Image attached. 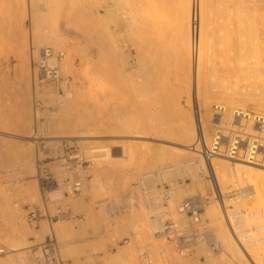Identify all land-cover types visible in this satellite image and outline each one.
<instances>
[{
    "label": "rangeland",
    "instance_id": "374dc122",
    "mask_svg": "<svg viewBox=\"0 0 264 264\" xmlns=\"http://www.w3.org/2000/svg\"><path fill=\"white\" fill-rule=\"evenodd\" d=\"M220 1L205 0L202 4V0H26V6L22 7L23 0H0V145L4 144L8 149L6 154L0 153L3 157V161L0 159V181L12 201L17 200L21 214L16 213L13 219H9L8 214L4 213L10 207L4 210L7 205L2 204L3 200L0 198V247L5 248V253L0 254V259L3 264H28V260L29 264H36L42 257L46 233L57 251L58 264L174 263L169 246L156 244V239L144 241L138 237L134 228L141 196L145 203L140 179L144 172L152 171L151 166L147 164L148 159L157 152V148L150 144H159L161 141L163 145H176L152 133L157 130L158 123L173 118L179 103H183L187 109H195L200 83L204 90L216 86L218 88L224 85L220 78L235 75L236 72L229 70L230 67L235 71L239 70L240 75H245V72L252 75L247 72L250 67L264 68V0ZM220 4L224 5V8ZM250 6L255 15L253 11L247 10H252ZM21 24L28 35V44L24 47ZM57 31L62 33L66 40H56ZM45 37H51L52 42L42 44ZM237 40L238 44L235 43ZM243 40L250 41L249 45L245 41L247 47ZM110 42L116 44L117 56H114ZM46 44L57 45L56 47L66 52L63 69L66 74L72 76V91L78 84L85 86L81 89L84 91H80L82 103L64 119L62 126L57 125L60 107L52 85H47L44 92L52 91L55 99L42 95V91L35 93L36 75L32 66V52L33 49ZM199 45L203 48V54L201 52L200 55ZM215 47L217 50L222 47V52L218 53L216 50V55ZM23 51L30 61V114L35 156L38 157L39 149L42 148H39L41 138L52 140L54 138L47 137L68 136L75 137L66 139L79 142L84 155L92 160L90 176L82 193L71 195V192L67 193L61 187L65 194L76 197V201L66 198L52 201L47 195L50 200L47 201L50 214L56 213L58 206L68 211L66 216L58 217L53 222L47 217L38 221L30 219L32 206L43 207V193L40 190L41 201L30 198V195L22 190L28 186L27 183L37 179V170L35 174L31 171H21L19 174L11 171L19 167L15 157L21 145L27 143L21 140L26 135L24 113L28 110L21 103L24 100L22 76L28 67ZM116 60L118 64H123L127 72H124V77L119 76L118 84L113 81L112 84L109 83L113 79L110 77L112 75H108V68ZM260 60H263L262 66L256 64ZM241 67L245 72L240 71ZM104 69H107V74ZM159 70L163 72L161 75H157ZM38 98L44 101L42 108L37 107L36 114L34 100ZM205 117L209 116L205 115L203 120ZM129 121L132 126L135 123L136 127L141 123L138 128H143L144 125L146 136L132 128ZM117 122L123 125L118 126ZM127 122L129 123L126 124ZM136 134L142 137H135ZM57 140L56 138L55 141ZM194 155L198 156L195 153ZM7 158L10 160L6 161ZM213 162L214 159L212 164ZM237 163L239 162L231 161L229 164L233 169ZM133 169L134 177L128 180L127 176ZM213 169L220 191L228 196L226 205L240 206L248 213L262 215L260 219L248 218L249 226L264 224L263 212L253 185L248 186L242 178L241 185L231 179L229 183H223L221 172H217L214 165ZM194 170L196 171L191 173H195L194 178L197 176V180L190 176V180L185 182L173 176L169 182L173 191V199L170 201V207L173 209L169 217L174 221H186L188 226L195 224L194 220L190 218V214L179 210L185 197L210 195L214 198V181L211 183L206 175H200L197 169ZM157 171L156 169L155 172ZM102 176L112 181L109 188L100 189L98 180ZM235 192L240 198L238 203L229 199L233 197L231 193ZM216 203L218 202L214 199L211 205H206L209 203L203 200V208L199 214L202 215L200 218L202 217L203 222L215 229L217 240L224 245V252L215 253L205 244L199 249L195 247L191 252H187L186 256L197 260L194 264H204L202 262L206 261L205 254L208 250L217 259H222L232 252L235 264H264V243L248 247L252 258L248 257L244 250L234 244L233 234L223 220L231 232L229 241L234 250L228 248L229 245L220 232L218 217L208 212ZM219 205L223 215V206ZM222 218L224 219V216ZM57 221L62 222L65 230H52V224ZM17 222L26 225L28 238L33 240L35 245L29 250L28 256L20 254L8 257V233ZM44 226H48L50 230L44 231ZM254 235L258 238L262 234L256 231ZM149 242L151 244H146ZM172 244L176 256L181 257L179 247L175 243ZM4 258L10 261L6 262Z\"/></svg>",
    "mask_w": 264,
    "mask_h": 264
},
{
    "label": "built area",
    "instance_id": "2783aa9c",
    "mask_svg": "<svg viewBox=\"0 0 264 264\" xmlns=\"http://www.w3.org/2000/svg\"><path fill=\"white\" fill-rule=\"evenodd\" d=\"M64 57V50L52 45H43L41 48L33 49L32 52L33 71L36 73L39 86L52 85L58 103L72 95V77L65 74L61 66ZM42 102L40 98L34 100L35 108H42ZM51 108L55 109V107ZM195 115L197 135L190 147L198 157L182 163V168L189 170L191 167H198L200 175H206L211 183L214 181L215 186L212 184V192L214 199L223 206L224 221L240 248L252 258L248 247L254 243L255 239H264V225L258 224L251 227L247 221L252 217L260 219L262 215L248 213L240 206L226 205L225 199L228 196L221 193L218 187L212 161L215 158H222L264 168V111L229 107L223 102H214L209 117L202 119L198 104L195 105ZM39 141V148H42L39 149L40 156L37 159V180L44 202L43 207L32 206L29 215L33 221H38L42 217L53 221L58 217L66 216L68 211L58 206L57 212L50 214L47 207L48 191L64 187L67 192L82 193L90 176L89 168L92 160L84 155L79 142L64 139L58 145L55 141L50 143L43 138ZM148 177L152 178L148 179ZM178 180L186 182L190 180V176L178 178ZM140 185L151 219L155 223L154 234L157 237L175 242L186 252H191L200 243L208 245L215 253L224 252V245L215 237L213 228L200 218L199 211L203 208V200L210 203L209 196L203 200L199 196L187 197L181 202L179 210L190 214V218L195 223L187 229L169 217V201L173 195L169 182H164L159 178V173L154 172V174L143 175ZM231 194L233 197L229 199L238 203L240 198L236 192ZM256 231L262 234L258 238L254 235ZM45 239L42 257L36 264H58V254L51 243V238ZM2 253H5L4 247H0V254Z\"/></svg>",
    "mask_w": 264,
    "mask_h": 264
},
{
    "label": "bare ground",
    "instance_id": "6f19581e",
    "mask_svg": "<svg viewBox=\"0 0 264 264\" xmlns=\"http://www.w3.org/2000/svg\"><path fill=\"white\" fill-rule=\"evenodd\" d=\"M204 1L205 0H202V4L204 3ZM220 2L222 3V0ZM228 2L229 1H226V3H228ZM220 5H222V4H220ZM21 6L22 7L26 6V0H23V4H21ZM222 6L224 8V5H222ZM253 7H254V5H253ZM228 8H230V7H228ZM250 8L252 10H249V9H247V10L252 12L254 9L252 8V6H250ZM220 9L221 8H219V10ZM257 10H258V8H257ZM251 12L249 14L247 13L248 15L247 14L246 15L249 16L251 14ZM253 13H254L253 15H255L254 11H253ZM252 16H250V17H252ZM32 18H33V21H34V16ZM21 31H22L21 34H23V36H22V44H24L23 45V47H24V46H27V44H28V35L25 33V28L23 27V24H21ZM36 31H37V29H36ZM34 33H35V30H34ZM109 36H110V38L112 37L111 35H109ZM58 38L59 39H64L65 37H63L62 33L58 32L56 40H58ZM199 38L202 40L201 35H200ZM112 39H113V37H112ZM112 39H111V41H112ZM240 39H239V41H240ZM50 40H51V37H48V38L45 37L44 40L42 41L43 42L42 44H45L47 42H52ZM65 40H66V38H65ZM113 41H114V39H113ZM250 41H251V39H250ZM250 41H248V42L246 41L248 43L247 45H249ZM53 42L55 43V41H53ZM112 42H110L111 43L110 45L112 46V47L110 46L111 50H113L114 56H115V54L117 56V54H118L117 53L118 52L117 51V46H116V44H113L115 42H113V43ZM237 42H238V40L235 41L236 44L239 43V42L238 43ZM246 42H245L244 45H246ZM221 43H220V46H221ZM251 43H252V41H251ZM251 43H250V46H251ZM56 44H58V42H56ZM200 44H202V42H200ZM247 45H246V47H247ZM52 46L56 47L57 45H52ZM199 46L200 47L198 49V54L200 55L201 52L203 54V48L201 47V45H199ZM216 46H218V45H216ZM239 46L240 45H237V47H239ZM241 46H242V44H241ZM214 49H215L214 50V52H215L217 50V48L215 47ZM229 49H231V48H228V50ZM219 50H221V51H219ZM219 50H217L218 53L219 52L221 53L222 52V47ZM228 50L226 49V51H228ZM217 51L215 53L216 55H217ZM224 51H225V47H224ZM254 52L255 51L253 50V53ZM28 53H29V51H28ZM66 55L67 54L65 52V56ZM110 55L112 56L113 53L112 54L110 53ZM23 56H24V58H25V60H26V62L28 64V67H27V71L26 70L24 71L25 75L22 76L23 79H24V82L22 83L21 87H23L22 89L24 90V93H23L24 95H22L24 97V100H22L21 103H22V105L24 107H27L28 110H27L26 113H24L25 114L24 116L26 118V121H25L26 135L21 140L27 141V143H25L24 145H21L20 151H18V153H17V155L15 157L17 159L16 161L19 163V167L15 168V169L11 168L12 169L11 171H13V173H18V174L21 171H31V172H33L35 174L36 170H37L36 158L38 159V157H36L35 153H34L35 152L34 133H33L32 128H31L32 127L31 126L32 122H31V114H30V111H31L30 110V92H31L30 91V88H31L30 61H29V56L26 54L25 51H23ZM114 56L112 57L113 61H114V59H113ZM64 59H65V57L63 58V60ZM67 59H69V56H68ZM116 59H117V57H116ZM63 60L61 61L62 68H63ZM119 61L121 62L120 59H119ZM262 62H263V60H260V61L256 62V64L257 65L261 64L260 66H262L263 65ZM231 63H230V65H231ZM242 63H245V61H242ZM19 66H20V64H19ZM231 69H232V71H234V72H236L238 74L240 73L239 70L235 71L234 68L230 67L229 70H231ZM103 71L106 73L107 69L106 70L104 69ZM125 71H126V69L124 68L122 63L118 64L117 60L115 62H113V64L110 65L109 68H108V72L109 73L107 72L108 75H112L110 77L113 79L109 83H112V81H113L114 83L118 84V82H120V81H118V80H120L119 76H121V75L123 76ZM240 71L241 72H245V71L242 70V67H241ZM63 72H64V69H63ZM247 72L248 73L250 72L252 75H248L245 72V75H240V74L238 75V74L235 73V75H228L226 77L224 76L223 79L220 78L221 82H223L224 85L222 87H218V88L216 86V88L212 87V88H209L208 90H204L203 89V85L200 83L199 93H198V95H199L198 98L199 99H197L196 105L198 104V106H199V110H200L202 119H203V117L205 115L206 116H210V114H211L210 113L211 112V106H212V104L214 102H223L227 106H230L228 104H231L232 106H236V107L250 108V109H255V110H259V111H264V68L260 69V68H257V67H255V68L254 67H250V69L247 70ZM162 73L163 72H160V70H159L157 75H161ZM102 74H103V72H102ZM256 74H260V75H256ZM35 75H36V73H35ZM67 75H69V74H67ZM221 77H223V76H221ZM47 85H50V84H44L43 86H39L37 78H36L35 79V85H34V86H36L35 93H37L38 91L39 92L42 91V95H49V98L50 97L54 98L53 96H55V95H54V93L52 91H48V92L45 91L46 93L44 92V90L47 87ZM84 87H82L80 84H78L76 86V88L74 89V91L71 90L72 91L71 97L68 98V99H65V100H63L62 102L59 103V107L60 108L58 110V113H60V115H59L60 117L58 116V118H57L58 119L57 120V125L58 126H62L64 119H66L71 114L72 110L77 109L80 106V104L82 103L81 98H80V95H81L80 91H84V90H81ZM109 87H110V85H109ZM18 88H19V86H18ZM50 89H51V87H50ZM45 97H47V96H45ZM200 97L202 98L201 100H200ZM56 102H57V100H56ZM54 103H55V101H54ZM160 107H162V106H160ZM37 110L38 109L36 108V114L38 113ZM159 111H157V112H159ZM194 113H195V109H187V108H185V106H183V103H179L176 106V108H175V115L173 116L172 119H170L169 121H165V122H161V123L157 124L158 128H157L156 131H154L152 133V135H157V137H160V139L164 138V140H166V141H168L170 143H174L176 145L175 146H172V144H171V146H167L168 144L163 145L161 143V141H159V142L157 141L159 144H157V143L153 144L154 142L152 144H150V145H152V146L157 148V152L154 155H152L151 157H149V159H148V163L147 164L149 166H151L152 171H148V172L146 171L142 175H145V174H148V173L154 174V172L157 169L158 170L157 172L159 173V178L161 180H163L164 182H166V181L170 182V180L172 179L171 177H173V176H175L177 178H182V177L184 178V177H187V176H191L193 180H197V176H195V178H194V174L195 173L193 175H192V173L196 171V170L193 171V169H197L199 171L198 167H195L192 170L191 169L187 170V168H182V163H184L187 160H191V159L196 158V156L194 155V152L191 150L192 148L190 147L194 143V141L196 139V135H197V121H196V115L194 116ZM129 116H131V115H129ZM120 122H117L116 124L118 126H122L123 124L120 123ZM129 122H127L126 124H128ZM123 123H125V122H123ZM137 124H139V123H137ZM139 125H137V126L139 127ZM130 126H132V123H131ZM133 127L135 129H137L140 134H143V135L146 136V134L144 132H147V131L144 130L145 129L144 125H143V128L141 127L142 128L141 129V128L136 127V124L133 123L132 128ZM135 137L139 138V137H142V136L136 134ZM47 138H54V139H52L54 141L57 138L58 140L55 141V142L60 143L61 139H63V138L66 139V138H75V137H68L67 136V137L58 138V137H54V136H49ZM165 138H167V139H165ZM52 140H47V141H50V143H52L51 142ZM1 150L4 151V152H0V153H5V151L8 152V149H7L6 145H4V144L0 145V151ZM38 156H40V153H38ZM2 158L3 157H1L0 159L2 160ZM186 158H188V159H186ZM9 160L7 158L6 161H9ZM12 162H11V164H12ZM230 162H228V160H226V159L222 160V158H215L214 162H213V165L217 169V172H219V171L221 172V179H222L223 183H225V182L229 183V179H231L233 182L237 181L241 185L240 178H242L243 181L245 180V182L247 183L248 186L253 185V187H254L257 195H258L259 205H260V208L262 209V212H263V217L262 218H263V221H264V168L256 167V166H253V165H249V164H246V163L239 162V163L236 164L237 166L233 165L234 168L232 169V166L229 164ZM7 163H9V162H7ZM138 169H140V168H138ZM175 169H178V170H175ZM7 170H9V169H7ZM205 171H207L206 168H205ZM13 173H11L10 175H12ZM134 173H135V170L133 169L131 171V173L128 174V176L126 175L128 180H129V178L134 177ZM10 175H9V177H11ZM196 175H197V173H196ZM1 176H2V174L0 175V177ZM7 178H8V176H7ZM151 178L152 177H148V179H151ZM98 181H99L98 183L101 186L100 189L109 188L112 185V181L109 180L108 178H106V176L105 177H103V176L100 177V180H98ZM149 181H151V180H149ZM27 184H28V186L25 185L26 186L25 189L22 187L23 188L22 192H25L26 194H29L30 195L29 197L32 198V199H36V200H40L41 199V201H42V196H41V193H40V188H39V184H38L37 179L35 178L33 180V182H30V183H27ZM224 186H225V184H224ZM4 188L5 187H4L3 183L0 181V198L3 200L2 204L4 203L5 205H7L6 208H3V209L6 210L7 207H10V209L8 211H6V213H4V214L5 215L8 214V218L9 219H13L14 216H16L15 214L20 212V207L18 206V204H16L17 200L16 201H12V198L10 197V195H8V193H6ZM62 188H64V187H62ZM62 188L58 187V188L51 189L50 191H48V193H47L48 198L50 200H52V201L53 200L58 201V200L65 199V198L66 199H71L73 201H76L75 200L76 197H74V196L72 197V196H70L68 194H65ZM69 192H67V193H69ZM72 193L73 192H71V195H72ZM172 193H173V191H172ZM175 194L177 195V192ZM190 196H192V195L186 196L185 198L190 197ZM198 196L200 197V195H198ZM207 196L210 197L211 201H210L209 204H206V205H211V203L214 201V198H212L210 195L201 196L200 198L203 200ZM141 197L139 198L140 206L138 207V210L136 211L137 219L135 221L136 224L134 225L135 226L134 227L135 230L138 232L137 233L138 237L142 238L144 241H147V242L150 241L151 239H156V244H159V245L165 244V245L169 246V248L172 250V254H173V257H174V261H173L174 263L173 264H194L195 261H197V260H193V258L187 257L186 256L187 252L182 250L181 246L177 245L175 242H173L171 240H166V239L157 237L154 234L155 223L151 219L150 211L148 210V207L146 206V204L143 203V200H142L143 198H141ZM172 199H173V195H172ZM172 199L170 201H172ZM170 201H169V210H170V214H171L173 208L171 209V207H170ZM225 201H226V199H225ZM218 205H219L218 203L213 205L210 209H208V212H210L214 216L218 217L219 223L221 225L220 226V228H221L220 232H221L222 237L224 238L225 242L229 245L228 248H230L231 246H230L229 238H230L231 232L227 228L226 224L223 221L224 220L222 218L223 217V215H222L223 211H222V208L219 207L220 205L219 206ZM19 218H21V217H19ZM177 222H179L180 225H183V228H187V229L190 228L189 227L190 225L188 226L187 225L188 223L186 221H182V220L178 219ZM11 228L12 229L8 233L9 237H8L7 241H9L8 242L9 243V245H8L9 250H7V252H6L7 256L8 257L9 256L12 257V255H17L18 256L20 254L28 256L29 250L31 248H33L35 243H34L33 240H30L28 238L29 237L28 234H27L28 233V229H27L26 225L25 226L24 225H20V223L18 224V222H17V224L13 225ZM51 228H52V230L54 232H59V231H62L63 229L65 230L64 225L60 221L54 222L52 224ZM49 230H50V228L48 226H44V231H49ZM213 232H214L215 237L217 238L215 229H213ZM45 235L48 237L49 234L46 233ZM232 238H233L234 244L238 248H240V246L238 245V243L234 239L233 235H232ZM172 243H175L179 247L178 252H179V255L181 257L176 256V252L174 250V247H173ZM259 243H264V239H259V240L255 239L254 243H251L252 245H249V247H251L253 245H257ZM146 244H151V242L146 243ZM201 245H205V244L200 243L197 246V248L199 249L201 247ZM232 246H233V244H232ZM231 249H233V248L231 247ZM250 249H252V248H250ZM230 251H228V252H230ZM231 253H229V255L227 254L226 256H223L222 259H217L208 250V252H206V254H205L206 255V261L202 262V263H204V264H235L236 262L234 263V260H233V258H234L233 255L234 254H231ZM253 253H255V252H253ZM257 253H258V251L255 254H257ZM0 258H2V257H0ZM6 258H4V260L6 262H8L9 259L7 260ZM1 260L2 259H0V264L3 261V260L2 261ZM29 261L30 260H28L26 262L29 264L30 263ZM259 263H261V262L259 261ZM2 264H3V262H2ZM4 264H7V263L4 262Z\"/></svg>",
    "mask_w": 264,
    "mask_h": 264
}]
</instances>
